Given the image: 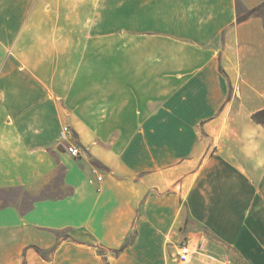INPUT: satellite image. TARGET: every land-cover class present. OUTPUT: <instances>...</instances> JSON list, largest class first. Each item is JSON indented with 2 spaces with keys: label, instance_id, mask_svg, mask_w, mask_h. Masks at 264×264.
<instances>
[{
  "label": "crops",
  "instance_id": "crops-1",
  "mask_svg": "<svg viewBox=\"0 0 264 264\" xmlns=\"http://www.w3.org/2000/svg\"><path fill=\"white\" fill-rule=\"evenodd\" d=\"M6 190L0 264H264V0H0Z\"/></svg>",
  "mask_w": 264,
  "mask_h": 264
},
{
  "label": "built area",
  "instance_id": "built-area-1",
  "mask_svg": "<svg viewBox=\"0 0 264 264\" xmlns=\"http://www.w3.org/2000/svg\"><path fill=\"white\" fill-rule=\"evenodd\" d=\"M70 135V128L68 126L64 127L62 130V136L60 139V147L64 149L68 154H70L75 159H82L87 157V150L83 147H80L76 144L71 143L68 140V136ZM103 178L101 176L98 177V181H102ZM198 250L193 248L189 241L183 242L178 247L177 252V261L180 264H189L191 260L198 254Z\"/></svg>",
  "mask_w": 264,
  "mask_h": 264
},
{
  "label": "rangeland",
  "instance_id": "rangeland-1",
  "mask_svg": "<svg viewBox=\"0 0 264 264\" xmlns=\"http://www.w3.org/2000/svg\"><path fill=\"white\" fill-rule=\"evenodd\" d=\"M22 194L20 190H6L0 191V199L3 200V204L10 203L11 201H15L17 198L21 199Z\"/></svg>",
  "mask_w": 264,
  "mask_h": 264
},
{
  "label": "trees",
  "instance_id": "trees-1",
  "mask_svg": "<svg viewBox=\"0 0 264 264\" xmlns=\"http://www.w3.org/2000/svg\"><path fill=\"white\" fill-rule=\"evenodd\" d=\"M254 13H255V11H253L251 14H254ZM251 14H250V15H251Z\"/></svg>",
  "mask_w": 264,
  "mask_h": 264
}]
</instances>
